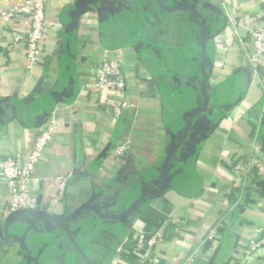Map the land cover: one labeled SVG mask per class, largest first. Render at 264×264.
I'll return each mask as SVG.
<instances>
[{"label": "crops", "instance_id": "crops-1", "mask_svg": "<svg viewBox=\"0 0 264 264\" xmlns=\"http://www.w3.org/2000/svg\"><path fill=\"white\" fill-rule=\"evenodd\" d=\"M19 1L0 0V8ZM161 2L199 5L210 36L208 106L192 123L203 130L195 159L175 172L173 188L122 219L82 211L52 224L57 238L43 249L42 220L16 215L6 223L0 175V264H32L41 250L42 264H138L146 252L153 264H210L213 257L212 264H264V248L244 254L264 229V52L255 69L249 62V31L264 0ZM48 23L41 62L31 68L25 48L11 45L25 23L0 24V161L25 158L40 125L53 118L52 140L35 169L41 181L35 207L61 217L83 204L116 202L103 212L118 217L160 188L169 131L176 133L201 109L202 29L190 12H169L157 0L54 2ZM107 50L117 52L126 73L123 96L130 107L118 119L112 110L117 92L92 87ZM119 141L131 143L122 157L114 154ZM60 178L66 187L56 199ZM140 233L155 237V245L135 250Z\"/></svg>", "mask_w": 264, "mask_h": 264}, {"label": "built area", "instance_id": "built-area-1", "mask_svg": "<svg viewBox=\"0 0 264 264\" xmlns=\"http://www.w3.org/2000/svg\"><path fill=\"white\" fill-rule=\"evenodd\" d=\"M64 3V0H20L15 6L0 8V24L9 26L14 23L24 22L25 30H14L11 45H22L25 48L27 67L31 68L40 63L39 53L50 35L49 18L52 3ZM253 51L249 56L252 68H256L264 52V9L256 25L249 31ZM125 69L122 60L114 50L104 53L102 63L95 68L93 89L99 94L105 91L117 92L116 101L112 110L115 119L130 107L124 99L126 89ZM56 122L48 118L37 130L32 147L25 158L9 156L0 161V175L4 180L8 202L4 207L7 215L26 208H35L39 199L40 179L35 175L37 164L43 159L45 151L52 140ZM129 141H119L114 148V154L122 157L130 149ZM66 187V178H60V188L56 199H61ZM156 238H146L140 233L135 243V250H142L143 246L152 247ZM264 248V229L251 238L244 248L245 256H253ZM240 262H242L240 260ZM243 263V262H242ZM138 264H153L148 253H143ZM188 264H192L188 260Z\"/></svg>", "mask_w": 264, "mask_h": 264}, {"label": "water", "instance_id": "water-1", "mask_svg": "<svg viewBox=\"0 0 264 264\" xmlns=\"http://www.w3.org/2000/svg\"><path fill=\"white\" fill-rule=\"evenodd\" d=\"M157 1L162 8L166 9L169 12H173L177 10H184V11L190 12L193 18L195 19L196 23L198 24V26L202 29V33H203L202 44H201L202 61L200 63V67L202 70V81H201V86H200L201 96H202L201 109L198 112L194 113L189 118V120L183 125V127L178 125V131L176 133H174L171 130L169 131L171 134V144H170V148H169L165 163L162 168L160 188H158L157 190H152V191L143 193L120 216L110 217L103 212L104 210H108L109 207L115 205L116 202L113 203V205L106 206V207L89 206L87 204H83L77 210H75L72 214L61 216V217L45 214L39 211L36 207L22 209V210H19L17 212L7 215L5 219L6 223L12 217L16 215H27V216L39 218L40 220H42L43 225L41 228V232L38 233L39 237L43 239L42 249L48 247V245H50L51 242H53L57 238L52 228V224H58L61 222L68 221L74 218L75 216H77L82 211H90L96 214L98 217L104 218V219H112V220L122 219L129 213L133 212L137 207H139L140 204L144 202L148 197L162 194L166 190L173 188L171 183H172V177L174 176L175 172L177 174L181 173L182 167L186 163H189L191 160H194L196 157L197 152L194 150L195 143L197 142V139L202 135L203 130L195 126L193 127L192 123L197 116H200L206 111L207 106H208V95H207L206 89H207V82L209 79V74H206L205 70L207 69L208 73L211 72V62L209 61L206 55V43L208 42L210 36L207 32V25H206L205 19L197 11L199 9V5L187 6L185 4H182L180 6H175L173 8H166L164 5H162L161 0H157ZM175 165H176V170L172 171ZM6 235L9 237L7 232H6ZM19 242L21 243V246L23 248V251L28 261H31L32 256L26 244L21 239H19ZM41 251L34 258V261L32 264H42L43 263V261L40 258ZM213 261H214V257L211 259L210 264H212Z\"/></svg>", "mask_w": 264, "mask_h": 264}]
</instances>
